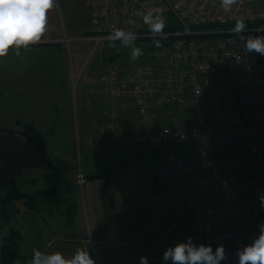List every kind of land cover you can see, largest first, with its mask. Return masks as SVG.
<instances>
[{
	"label": "built area",
	"instance_id": "2783aa9c",
	"mask_svg": "<svg viewBox=\"0 0 264 264\" xmlns=\"http://www.w3.org/2000/svg\"><path fill=\"white\" fill-rule=\"evenodd\" d=\"M85 1L99 31V38L91 36L96 44L110 40L115 27L143 26L137 10L174 14L177 25L165 27L158 37L161 46H155L148 33V49L142 54L152 58L150 64L112 70L99 82L115 101L114 110L123 106L122 99L129 100L142 118L153 107L172 103L188 107L182 118L155 124L152 132L138 136V142L154 147L193 140L199 142L193 154L183 159L173 152L160 153L158 161L143 167L142 177L149 183L184 179L183 204L199 220L203 241L212 246L226 242L262 207L258 193L264 191V164L255 165L252 158L264 157V55L245 52L243 41L231 29L237 18L244 17L249 32L261 34L256 29L264 27V10L250 0H236L229 10L221 0ZM218 69L230 72L231 80L215 78ZM86 180L79 170L76 183L81 187ZM223 190L226 195L219 206L199 199L200 193ZM174 230V222L156 224L145 239L146 250L131 262L141 264V255H147L148 264H171L162 260V253L177 242Z\"/></svg>",
	"mask_w": 264,
	"mask_h": 264
},
{
	"label": "crops",
	"instance_id": "0c3cea01",
	"mask_svg": "<svg viewBox=\"0 0 264 264\" xmlns=\"http://www.w3.org/2000/svg\"><path fill=\"white\" fill-rule=\"evenodd\" d=\"M250 1L258 8L257 5L259 4L255 2L259 0ZM76 2L82 3L84 0H56L55 8L48 12V27L41 40L47 38L49 42H59L61 37L65 36L64 39L67 46L71 41L85 40L91 42L89 38L85 39L84 36H88L89 32L92 34L94 31L92 12L91 10L89 11V23H87L86 16H83V13L86 15L85 7H88L87 4L84 2L82 12L81 6H75ZM260 3L263 6L260 4L259 9L264 10V1L261 0ZM61 22L63 27L60 30L59 24ZM40 43L33 44L41 47L43 44L39 45ZM111 43L112 41H104L100 45L101 56L99 57V62L95 63V66L90 71L82 68L84 58H68V60L63 58L64 65L58 71V74L53 66H48L47 75L54 77L59 76V73L63 72L64 76L67 77L68 75V83H70L72 82V74L77 75L81 71L83 72L79 79L83 74L90 76L91 79V77L100 76L107 72L111 64H115V67L122 71L134 65L141 66L152 62V58L147 54L141 55L135 61L126 57L115 58V46H110ZM61 48L62 46L54 43V45L50 46L49 51L54 55H59L63 50ZM55 59L48 58L53 63ZM31 61H34V58ZM66 63L67 65H65ZM36 71L35 67L32 70L29 67L28 70H25L26 73L22 71L21 74L24 78L29 77V75L34 78ZM38 72L43 73L42 71ZM83 84L84 81L80 83L79 90L82 110L90 106L93 103V99L97 102L101 96L99 91L93 92V90H89L90 84L88 90L85 88L88 86L87 82L85 87ZM89 99L90 104H88ZM117 111L119 110L117 109ZM187 111L188 107L180 108L176 103H172L163 107L150 108L147 117L142 118L139 116L134 103L129 100L126 101L125 107L121 109L115 116V120H113L116 128L115 143L120 149V151L115 150V163H111L110 160L106 159L97 169L91 168L89 165H85L84 169L81 165L75 168L74 163L71 162L72 176L70 181L65 182L64 185H61V182H55L48 193L49 200L56 197L54 211L50 209L45 212L44 209L40 212V205L36 199L35 201L33 200L34 203L29 204V207H20V198L18 197L6 204L7 210H5L7 212L0 208V218L4 219L5 226L7 225L0 237V264L3 252L2 245L6 241L5 237H14L12 241L16 242L15 249L30 260L33 249L36 248L44 251L62 250L66 255H71L78 247H89L90 254L95 258L96 264H133L131 258L137 257L139 253L146 250L147 243L145 239L150 238L155 225L163 221L175 223L174 236L177 241L191 236L196 243L205 242L200 238V236L204 237V234L200 232L197 217L192 210L186 209L183 204L182 188L185 180H166L151 184L142 178V168L148 163L158 161L160 158L159 154L168 151V147L171 146H163L165 149L160 146V151L152 148H143L139 145L138 140L132 137V134L140 136L152 132L155 124L161 126L176 121L182 118ZM129 118L134 120L133 124L128 121ZM33 126V124L32 126H27V130H30ZM9 130L11 131H6L17 133L15 134L16 137L26 138L27 142L24 143L28 144L38 141L33 134L27 133L24 129L11 128ZM44 136H48L47 133ZM77 141L79 146L81 143L80 138ZM41 142L45 144L49 143L50 140L43 138ZM130 143L141 150H149L145 154L140 153V151H134L135 147ZM113 146H107L104 149L87 146L88 148L83 153L86 157L88 155L104 156L106 153L112 155L113 149L111 147ZM61 157L68 161V159H71V154L65 152ZM142 159L146 161L139 163ZM79 168L87 176L102 173L109 168H113V171L101 177L88 178L79 187L75 183V175ZM110 178L112 182L108 183ZM11 187H14V185ZM14 190L25 196L29 194L26 191H22L23 189ZM61 193L63 194L57 197ZM110 193L113 196V205L109 206L107 203L103 205V197L109 198ZM5 195L1 196L0 199ZM199 197V199L210 198L211 200H216L217 194L200 193ZM62 206L64 207V219L61 221V217L57 216L56 212H59ZM261 222H264V212L258 221H252L242 228L239 236L235 239L237 241L231 245L230 250L240 242V236L242 239L244 235L249 233L251 241V238L258 234ZM192 225H195V230L191 228ZM49 239H52V241L47 244ZM8 264H24V262L17 257Z\"/></svg>",
	"mask_w": 264,
	"mask_h": 264
},
{
	"label": "rangeland",
	"instance_id": "374dc122",
	"mask_svg": "<svg viewBox=\"0 0 264 264\" xmlns=\"http://www.w3.org/2000/svg\"><path fill=\"white\" fill-rule=\"evenodd\" d=\"M259 1L261 2V0ZM259 1L255 3L260 5ZM83 4L84 2H76L75 6H81L83 12ZM259 5H257L258 8H260ZM88 7H85L86 15L83 13V16L87 18V23H89L88 14H90V7ZM162 17L168 26L177 25V20L171 12L163 13ZM92 18H94L93 12ZM143 26L147 27L146 24ZM59 27L61 30L63 27L62 22ZM68 34L70 33L68 32ZM64 38L65 36H62L59 42L47 41L40 43L39 45L43 44L41 47L31 44L28 49H22L20 55H16L14 51L10 50L7 55L0 56V127L24 129L38 139V141L27 144L24 143L27 142L26 138L15 136L17 133H9L5 129L0 130V197L8 193L12 188L23 189L22 191H26L29 194L19 199V206L29 207V204L34 203L33 200L35 201L36 199L40 205V212L44 209L45 212L50 209L54 211L56 197L49 200L48 193L55 182H61V185H64L65 182L70 181L72 176L71 162L74 163L75 168L81 165L85 169V165H89L91 168L97 169L106 159L110 160L111 163H115V150L120 151L117 143H115L116 128L112 114L115 112L116 116L121 110H114L112 103L115 104V101L110 100L106 88L99 86L95 90V92L99 91L101 95V98H97V102L93 99V103L84 108V110L80 106V83L84 81L83 85L85 87L87 82V87H89L95 76L91 77V79L86 74H83L80 79L75 76V79H73L75 83L72 85L73 81L71 80L72 82L68 83V75L67 77L64 76L63 72L59 73V76L54 77L47 75L48 66H53L58 74V71L64 65L63 58H67V60L68 58H84L82 68L87 71H90L95 66V63L99 62L101 44L93 51L92 41H71L67 46ZM145 40L137 38L136 44L147 51L148 42ZM54 43L62 46L64 51L62 50L61 54L54 55L49 51L50 46L54 45ZM115 49H117L118 57L131 59V49L124 47L119 41L115 42ZM33 58L36 62L31 61ZM48 58L56 59L53 63ZM29 67L31 70L33 67L37 70L34 78H31L30 75L24 78L21 74L22 71L26 73L25 70H28ZM115 69L117 68L114 67ZM214 77L231 80L230 72L221 69L217 70ZM95 79H98V76ZM87 87L85 88L87 89ZM32 124L34 126L27 130V126H32ZM45 133L48 136L45 137ZM43 138L50 140V142L42 144L41 140ZM78 138L81 141L79 146ZM51 141L53 142L51 143ZM194 143L198 144L199 142L195 141ZM111 145H114L111 147L113 149L112 155L106 153L104 156L88 155L86 157L83 153L88 147L104 149ZM132 146L135 147L134 151H140L143 154L149 150H141L134 144ZM159 148L160 146L152 149L160 151ZM65 152L71 154V159H68V161L61 157ZM188 153L192 155L193 150L189 149ZM86 161L87 163H85ZM145 161L142 159L139 163ZM79 170L81 171L79 168L77 172ZM23 176L24 178H22ZM12 185L14 187H11ZM62 194H58L57 197ZM63 208L62 206L60 211L56 212L57 216L61 217V221L64 219ZM0 223L1 237L7 225L5 226L2 218H0ZM191 228L195 230V225H192ZM249 235V233L244 235L242 239L240 236V242L232 247V251L230 247L237 240L229 239L224 243L225 259L222 260L224 264H237V248L250 241ZM48 241L47 244H50ZM213 250H215V246H213Z\"/></svg>",
	"mask_w": 264,
	"mask_h": 264
},
{
	"label": "clouds",
	"instance_id": "9594fccd",
	"mask_svg": "<svg viewBox=\"0 0 264 264\" xmlns=\"http://www.w3.org/2000/svg\"><path fill=\"white\" fill-rule=\"evenodd\" d=\"M236 0H221V6L229 10ZM56 0H0V56H5L10 50L20 55L22 49L42 39L48 27V12L55 8ZM137 15L142 17L148 26V33L153 37V43L159 47L162 40L165 19L160 15H153L152 11L137 10ZM232 32L237 34L245 52H256L264 55V27H258L256 32H249L248 21L244 17L236 19ZM140 35L134 29L115 27L110 33V46H115L119 40L124 47L130 48V57L133 61L142 55V48L137 46V37ZM261 206L264 207V191L258 193ZM237 264H264V222L259 225V232L249 243L237 248ZM225 259V245L219 243L215 250L211 243L187 239L169 245L162 253L163 261L171 264H221ZM148 256L141 255V264H148ZM30 264H96L95 258L90 254L89 247H78L71 255H66L62 250L44 251L33 249Z\"/></svg>",
	"mask_w": 264,
	"mask_h": 264
},
{
	"label": "trees",
	"instance_id": "16d2710c",
	"mask_svg": "<svg viewBox=\"0 0 264 264\" xmlns=\"http://www.w3.org/2000/svg\"><path fill=\"white\" fill-rule=\"evenodd\" d=\"M140 39L150 40L149 37H141ZM117 57H118V54L115 55V58H117ZM194 142L195 141L192 140V141L184 142L182 144L170 145L171 147H168L169 150L167 152H173V153L177 154L178 156H180L183 159L184 158H188V157L191 156L188 153L189 149H192L193 152H194V147H195V143ZM174 146H176V147H174ZM186 153H188V155H186ZM110 171H113V168H109L108 170H106V171H104L102 173L92 174V175L87 176V177L88 178L101 177V176H104L106 174H109ZM224 195H226L225 194V190H223L220 193H218L217 194V199L211 201L212 204L214 206L221 205ZM24 196H25L24 194H21L18 191L13 189V190L9 191L2 199H0V208H2L3 211H6L7 210L6 204H8L10 200L15 199L16 197L22 198ZM208 199H210V198H208ZM106 203L109 206L113 205L112 193H110L109 198L108 197H105V198L103 197V205L106 204ZM262 215H263V212L260 215L259 214L255 215L254 218H253V221H258V219L261 218ZM243 227H244V225L238 228L237 233H236L237 234L236 237L235 238L232 237L233 240L236 239L239 236V233L241 232ZM12 239H13V237L12 238L9 237V238H6V241L7 240H11L12 241ZM13 244H14V246H16V242H13ZM2 250H3V252H2V257H1V264H8V263L12 262L17 257L22 259L24 264H30V259H28L25 256H23L22 254H20L17 250H10L8 248V246L6 245V242L3 243ZM221 264H224L223 261H221Z\"/></svg>",
	"mask_w": 264,
	"mask_h": 264
},
{
	"label": "bare ground",
	"instance_id": "6f19581e",
	"mask_svg": "<svg viewBox=\"0 0 264 264\" xmlns=\"http://www.w3.org/2000/svg\"><path fill=\"white\" fill-rule=\"evenodd\" d=\"M138 33H140V35L138 37H150V35H148V30H146V28L144 26H141L138 30H136ZM93 38H99V35L98 34H93L92 35ZM105 41V40H103ZM103 41H100L103 42ZM252 162L255 164V165H258V166H262L264 164V157H253L252 158ZM263 212V209L262 208H259L257 209V214H261ZM256 214V215H257ZM201 240H204V237H201Z\"/></svg>",
	"mask_w": 264,
	"mask_h": 264
},
{
	"label": "water",
	"instance_id": "95a60500",
	"mask_svg": "<svg viewBox=\"0 0 264 264\" xmlns=\"http://www.w3.org/2000/svg\"><path fill=\"white\" fill-rule=\"evenodd\" d=\"M111 182H112V179L110 178L109 181H108V183H111ZM7 246H8L9 249H14L13 244L11 242H9L7 244Z\"/></svg>",
	"mask_w": 264,
	"mask_h": 264
}]
</instances>
